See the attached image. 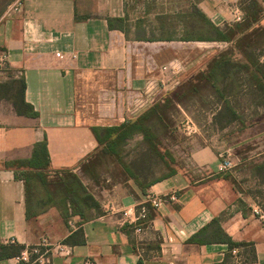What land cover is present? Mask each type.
I'll return each mask as SVG.
<instances>
[{"label":"crops","instance_id":"0c3cea01","mask_svg":"<svg viewBox=\"0 0 264 264\" xmlns=\"http://www.w3.org/2000/svg\"><path fill=\"white\" fill-rule=\"evenodd\" d=\"M130 2L22 0V10L12 13L13 2L0 17V85L23 78L25 101L38 114L19 115L0 97V247L26 251L46 242L50 264H214L229 251L227 235L253 243L257 264H264V192L245 194L235 172L217 174L222 158L230 156L235 168L251 165L264 185L256 169L264 163V78L249 64L226 74L232 92L211 97L214 109L202 110L207 120L200 132L182 131L183 141L162 150L163 126L154 107L229 44L153 39L146 22H132L128 33L110 29L109 18L129 24ZM240 2L199 0L198 8L223 30ZM137 13L134 20L141 18ZM257 63L264 72V52ZM164 66L176 72L163 85ZM148 112L157 152L142 134L128 139L123 180L106 185L100 197L92 195L98 208H86L84 220L65 221L57 201L42 205L38 193L27 204L26 183L9 164L30 160L36 143L46 140L51 171L71 170L86 186L80 165L97 151L92 128L119 126ZM27 208L39 214L27 218ZM79 229L84 245L65 244ZM57 244L69 248L67 257L54 253Z\"/></svg>","mask_w":264,"mask_h":264},{"label":"trees","instance_id":"16d2710c","mask_svg":"<svg viewBox=\"0 0 264 264\" xmlns=\"http://www.w3.org/2000/svg\"><path fill=\"white\" fill-rule=\"evenodd\" d=\"M13 1L16 0L6 1L2 9H0V17ZM198 2L191 13H186L181 17V36L179 39L181 41L226 42L229 45L215 55L204 69L182 83L175 90L172 98L167 97L161 107L159 105L154 107L160 125L169 130L171 125L166 120V113L163 109H166L168 105L172 106L175 103H182L184 99H187V101L193 99L201 92L208 91V89L216 93V90H218L216 83L220 77H225L228 70L232 69V67H236L239 70H247L248 64L252 65L257 75L260 74L264 78L263 66L257 63L259 54L264 49V0H241L240 9L244 14L243 21L228 24L223 30L213 25L211 20L198 8ZM161 20L159 19L158 21L161 22ZM108 24L112 30H120L125 33L129 31L126 19L109 18ZM167 25L164 22L159 23L161 32L165 28L171 29ZM172 30L175 29L173 28ZM172 38H174L172 33L159 37L160 40ZM153 39L155 38L153 37ZM240 61L244 63L240 64ZM25 90L26 84L23 78L12 80L0 85V97L10 101L17 114L37 117L38 114L33 106L25 101ZM149 119L150 112L119 126L109 128L93 127L92 131L98 142L97 151L81 163V172L84 174L89 173L96 177V167L104 162L110 161L121 165L122 156L125 154L123 148L126 141L135 134H142L149 149L157 152L158 137L152 132ZM9 166L15 168L17 175L26 183L27 204L30 198L35 197L36 193L41 195L39 196L40 198H37V202L42 205L57 201L56 203L59 205L61 215L65 221H68L73 216H79L84 220L86 218V208L92 205L98 208V203L94 202V198L88 193L78 174L71 170L51 171L49 169L50 156L46 140L35 144L30 160L18 161L9 164ZM256 169L261 176H264V163ZM37 214L39 212H31L30 208H27V218ZM194 239H191V241ZM64 243L72 244L73 246L84 245L82 230H77L66 238ZM223 243L228 245L229 251L221 262L214 264H230L233 262L235 256L232 251L235 249L238 250L237 257L242 254L240 249L245 250L244 264H257V255L253 243L235 242L227 235H225ZM24 251L25 247L23 246H1L0 260L13 257L21 258ZM40 251L41 254L45 253L44 248H41ZM48 256H51L50 252L46 253L47 258H49ZM37 257V255H32L28 263L21 261L20 264H38L35 262Z\"/></svg>","mask_w":264,"mask_h":264},{"label":"rangeland","instance_id":"374dc122","mask_svg":"<svg viewBox=\"0 0 264 264\" xmlns=\"http://www.w3.org/2000/svg\"><path fill=\"white\" fill-rule=\"evenodd\" d=\"M6 1L9 0H0V9L5 5ZM129 10L131 13H133V18L135 19V14L141 18L138 20H134L133 18L129 17L128 21L129 24L133 22H139V25L142 23L149 26V29L151 31V34L149 37L151 38H159L161 35H167V33L174 34V37L179 38L180 37V25H181V17L185 15L186 13H191L193 11V7L196 6L197 2L199 0H130ZM16 2V1H13ZM11 5V4H10ZM9 5V6H10ZM16 12V11H12ZM153 18V20H147L146 18L150 19ZM162 19L161 22L168 24L167 27H171V29H166L162 32L159 29V22L157 19ZM146 19V20H145ZM134 20V21H130ZM154 25V30H152V26ZM175 30H172V29ZM158 29V30H157ZM156 31V32H154ZM152 32L154 34L152 35ZM263 50L259 54V59L263 55ZM241 70H239L236 67H232V69L228 70L227 74L231 75L235 73H239ZM222 79V80H221ZM217 89L216 93L215 91H212L211 89H208V91L201 92L197 97L190 99L187 101V99H184L182 103H177L176 105H168L166 109H163L165 111L166 120L170 123L171 129H167L162 127L160 132H158L159 138H160V145L161 149H165V146L167 144H171V142L180 141L185 139V135L182 131H184L185 128H187V133H190L191 136L196 135L198 132H200V122L201 120H207V116L202 112V110H209L214 109V99L216 97L222 96L223 94L231 93L233 89V81L230 78H221L216 83ZM214 99H212V98ZM182 108L187 112V115L182 113ZM203 121V122H204ZM204 125V123H202ZM202 125V126H203ZM195 133V134H194ZM172 142V143H173ZM177 151V150H175ZM125 156V154H124ZM155 159V157H154ZM135 165V164H133ZM140 167H143L140 165ZM96 177H93L89 173H81L80 177H83V180L86 184V187L89 190L90 195L95 196H102L100 193L103 188H105L106 185H112L115 182H120L124 178V170L122 166L118 163H111L108 161L107 163H103L100 166H97L96 169ZM235 172V173H234ZM252 172V173H251ZM234 173V180L237 182L239 189L245 193V194H252V193H261L264 192V185L262 186L260 182L252 176L254 174L251 165L247 166L246 168L244 165L241 167H236L233 170ZM110 178V180H108ZM264 201V197L261 198ZM261 200V201H262ZM100 201V200H99ZM97 200V202H99ZM245 250H242L240 253V257H234L233 262L230 264H244L245 260ZM32 256V255H31ZM49 258L51 256H48ZM59 261L55 260L54 264H58Z\"/></svg>","mask_w":264,"mask_h":264},{"label":"built area","instance_id":"2783aa9c","mask_svg":"<svg viewBox=\"0 0 264 264\" xmlns=\"http://www.w3.org/2000/svg\"><path fill=\"white\" fill-rule=\"evenodd\" d=\"M23 4H22V0H17L12 6H10V11H19L22 10ZM244 18V14L240 9H237L234 13H233V23H238V22H242ZM163 70V74H164V78L161 81V83L164 85L166 83H168L174 73L176 72V68L173 66H164L162 68ZM185 132H187V128L184 129ZM235 169V165L232 162V159L230 158V156H225L222 158V161L219 163V165L217 166V174L219 175H223V174H227V173H231L233 170ZM155 205L158 206L159 205V201L155 202ZM138 231H141V229H138ZM41 247H44L46 249L45 253L41 254ZM41 247L39 246H35V247H31L30 249L24 251L22 253V256L20 258V260L25 261V262H29L30 261V257L31 255H37V259L35 260L36 263L38 264H50L49 258L46 257V253L51 252L52 249H50V245L47 244L46 242H43ZM69 248H67V246L63 245V244H57L54 246V253H56L59 256L62 257H67L69 255ZM238 253V250H233L232 254L236 257ZM85 264H91L89 262H86Z\"/></svg>","mask_w":264,"mask_h":264}]
</instances>
